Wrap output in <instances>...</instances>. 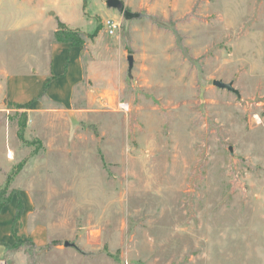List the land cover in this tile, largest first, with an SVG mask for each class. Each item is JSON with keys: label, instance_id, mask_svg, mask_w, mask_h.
Instances as JSON below:
<instances>
[{"label": "rangeland", "instance_id": "rangeland-1", "mask_svg": "<svg viewBox=\"0 0 264 264\" xmlns=\"http://www.w3.org/2000/svg\"><path fill=\"white\" fill-rule=\"evenodd\" d=\"M105 1L74 29L99 30L72 112L8 104L28 44L0 35V195L30 198L40 263L264 264V0Z\"/></svg>", "mask_w": 264, "mask_h": 264}, {"label": "crops", "instance_id": "crops-1", "mask_svg": "<svg viewBox=\"0 0 264 264\" xmlns=\"http://www.w3.org/2000/svg\"><path fill=\"white\" fill-rule=\"evenodd\" d=\"M82 3L83 0H64L63 11L56 6L57 0H0V35L28 44V52L17 66L26 72L7 74L3 82L2 95L8 104L30 103V112L44 106L74 111V97L86 78L87 44L70 46L58 43L54 33L57 19L70 29H83L89 24L83 15ZM74 20L81 22L77 25L72 22ZM38 37L48 39L46 51L40 47L38 53ZM19 202L21 214L15 221ZM32 212L30 198L16 191L11 193L9 201L1 208L0 264L26 262L17 251L23 239L30 240L36 256V262L32 259H27V262L41 264L42 252H46L49 243V233L44 225L30 222ZM51 251L61 254L60 246L51 248Z\"/></svg>", "mask_w": 264, "mask_h": 264}, {"label": "trees", "instance_id": "trees-1", "mask_svg": "<svg viewBox=\"0 0 264 264\" xmlns=\"http://www.w3.org/2000/svg\"><path fill=\"white\" fill-rule=\"evenodd\" d=\"M98 27H94L93 31L87 35H81L78 31L74 29L67 28L63 23H61L57 19V30L54 33V39L58 43H67L70 46H82L84 44V40L89 39L93 40L97 36ZM30 103L24 104V105H16L15 107L20 110H27ZM12 193V192H11ZM11 193L7 194L5 193V197L1 196L4 195L2 193L0 195V210L1 208L9 201ZM21 203H18L17 209H16V215H15V221L19 219V216L21 214Z\"/></svg>", "mask_w": 264, "mask_h": 264}, {"label": "water", "instance_id": "water-1", "mask_svg": "<svg viewBox=\"0 0 264 264\" xmlns=\"http://www.w3.org/2000/svg\"><path fill=\"white\" fill-rule=\"evenodd\" d=\"M105 4H106V7H108L109 9H115L118 12L123 13L125 16H131L130 13L124 10V4L120 0H106ZM127 62H128L129 69H131L133 65V59L131 55L127 57ZM212 84L219 89H225L230 92L234 91L231 84H225L221 81H213ZM64 247L66 248L71 247L77 250L76 245L73 243L65 242Z\"/></svg>", "mask_w": 264, "mask_h": 264}, {"label": "built area", "instance_id": "built-area-1", "mask_svg": "<svg viewBox=\"0 0 264 264\" xmlns=\"http://www.w3.org/2000/svg\"><path fill=\"white\" fill-rule=\"evenodd\" d=\"M103 27L105 29V32L107 33V35L109 36H113L115 35V33L117 32L118 28H119V24L118 22H116L113 19H105L103 21ZM122 110H127V107L120 105Z\"/></svg>", "mask_w": 264, "mask_h": 264}]
</instances>
